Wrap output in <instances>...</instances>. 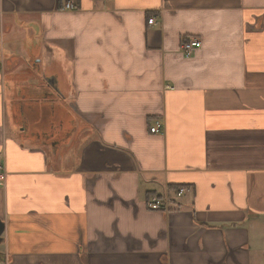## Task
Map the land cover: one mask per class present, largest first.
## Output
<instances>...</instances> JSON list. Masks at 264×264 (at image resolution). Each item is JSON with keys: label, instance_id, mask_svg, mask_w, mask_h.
<instances>
[{"label": "crops", "instance_id": "1", "mask_svg": "<svg viewBox=\"0 0 264 264\" xmlns=\"http://www.w3.org/2000/svg\"><path fill=\"white\" fill-rule=\"evenodd\" d=\"M66 1L0 0V264H264V0Z\"/></svg>", "mask_w": 264, "mask_h": 264}, {"label": "built area", "instance_id": "2", "mask_svg": "<svg viewBox=\"0 0 264 264\" xmlns=\"http://www.w3.org/2000/svg\"><path fill=\"white\" fill-rule=\"evenodd\" d=\"M65 8L68 10H74L75 5L72 0H67ZM150 24L155 23V19H149ZM202 46V41L199 38L193 37L183 42L181 45V53L186 56L190 57L194 54L195 51H197ZM1 65H0V71H1ZM164 130L162 123H155L151 127V132L153 134H160ZM8 173L6 171V165H5V155L4 153L0 152V186L4 187L7 181ZM185 192V189L183 187L177 189V195L181 196ZM171 201V198L166 196H152L150 200L148 201V207L151 210H165V208L168 206L169 202Z\"/></svg>", "mask_w": 264, "mask_h": 264}, {"label": "water", "instance_id": "3", "mask_svg": "<svg viewBox=\"0 0 264 264\" xmlns=\"http://www.w3.org/2000/svg\"><path fill=\"white\" fill-rule=\"evenodd\" d=\"M5 230V223L0 219V239Z\"/></svg>", "mask_w": 264, "mask_h": 264}]
</instances>
